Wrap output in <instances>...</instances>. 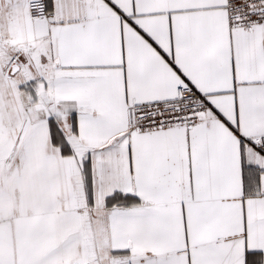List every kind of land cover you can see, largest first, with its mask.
I'll return each instance as SVG.
<instances>
[{
  "label": "snow or ice",
  "instance_id": "obj_1",
  "mask_svg": "<svg viewBox=\"0 0 264 264\" xmlns=\"http://www.w3.org/2000/svg\"><path fill=\"white\" fill-rule=\"evenodd\" d=\"M0 264H264V0H0Z\"/></svg>",
  "mask_w": 264,
  "mask_h": 264
}]
</instances>
